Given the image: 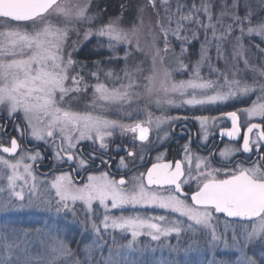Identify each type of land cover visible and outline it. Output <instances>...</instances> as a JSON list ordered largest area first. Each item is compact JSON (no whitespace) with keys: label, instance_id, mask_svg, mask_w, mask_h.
Instances as JSON below:
<instances>
[{"label":"snow or ice","instance_id":"snow-or-ice-1","mask_svg":"<svg viewBox=\"0 0 264 264\" xmlns=\"http://www.w3.org/2000/svg\"><path fill=\"white\" fill-rule=\"evenodd\" d=\"M106 10L0 0V216L43 214L0 223V264H264V0ZM88 45L103 57L91 65L75 59ZM68 224L92 239L73 249Z\"/></svg>","mask_w":264,"mask_h":264},{"label":"rangeland","instance_id":"rangeland-1","mask_svg":"<svg viewBox=\"0 0 264 264\" xmlns=\"http://www.w3.org/2000/svg\"><path fill=\"white\" fill-rule=\"evenodd\" d=\"M98 0H95V3L97 2ZM144 2V0H138L136 3H143ZM187 2L189 3V4H191V2H192V0H187ZM197 2H199V0H197ZM228 2L229 3H231L232 2V0H228ZM219 3H220V0H215V4H216V7H217V9L219 8ZM94 10H95V7H94ZM241 14H243V9L241 8ZM119 15V14H118ZM117 15V16H118ZM114 17H116V16H113L112 18H114ZM110 18V17H109ZM146 19H147V17H146ZM129 22L131 21V19L130 20H128ZM129 22L127 23V22H125V25L124 26H128V24H129ZM76 39V37L75 36H73L72 37V40H75ZM69 43H71V41H69ZM246 43H247V41H246ZM92 49V48H91ZM198 49H199V43L198 42H196V43H194L192 46H190V60L191 61H195V60H197L199 57H198ZM176 50L177 51H179V45H177V47H176ZM123 55V54H122ZM211 55L213 56V57H215V50L213 49L212 50V52H211ZM251 55V54H250ZM144 57H141V59H143ZM251 58L253 59V61L254 62H258V61H256V59H255V56L254 55H252L251 56ZM150 59V58H149ZM138 62V61H137ZM220 67H223L224 65H223V62L221 61L220 62V65H219ZM120 67H123V64L121 63V65H120ZM241 67H243V65H242V63H241ZM205 71H207V69L205 68ZM179 78H181L179 75H177V79H179ZM91 97V96H90ZM90 97H88L89 99H90ZM255 97H253V99H254ZM87 102V100L86 101H83V103H86ZM184 113V110L183 109H172V110H170V114L171 115H182ZM120 142V140H119V138H117V143H119ZM113 147H115V145H113ZM124 153H121V155H123ZM155 155H156V153L153 155V158L155 157ZM118 160H119V157L116 159V161L115 162H118ZM115 162L113 163V166H114V168L116 169V167H115ZM42 172H47V170L45 169V170H41ZM38 174V173H37ZM39 176H40V178L41 179H43L44 178V175H40V173L38 174ZM84 175H86V174H81V176H84ZM77 179L79 180L80 179V177H77ZM157 213H159V214H164L163 213V210H159V209H157V210H155ZM116 214H119V212L118 211H116ZM125 214H127V210H125ZM37 215H43V214H35V213H32V214H30V213H27V212H24V213H15V214H9V216L8 217H3V216H0V223H2L5 219H12V220H14V221H18V222H20L24 227H28V228H32V227H36V226H38L36 223H35V218H36V216ZM67 227H68V231H67V233H66V236H67V239H68V241L71 243L72 242V245H71V247L73 248V249H75L76 247H77V242L78 241H80L81 239H84L85 240V242H88V241H90L91 239H92V237H91V235L90 234H85V236L84 237H82L81 236V230H80V228L77 226V225H74V224H68L67 225ZM73 233V234H72ZM116 235V238H117V240L119 241V242H121V243H125L126 242V239L127 238H130V237H125V236H122L121 234H119V233H116L115 234ZM139 242L141 243V244H149V243H152L153 245H155V243L156 242H151L150 241V239L148 238V237H140L139 238ZM167 243H171V244H176L177 243V240H176V237L173 235L172 237H170L169 238V240L167 241ZM185 243H187V241H185ZM156 257H159L160 255H161V252L159 251V250H157V252L154 254ZM163 255H165V256H167L168 255V252L165 250L164 251V253H163ZM221 255H223L222 253H217V258H220V256ZM204 256H205V258H209L210 257V253H208V252H205L204 253ZM193 257L195 258V254H193ZM151 258V256H146L145 257V259H150ZM179 258L180 259H183V255L181 254L180 256H179Z\"/></svg>","mask_w":264,"mask_h":264},{"label":"flooded vegetation","instance_id":"flooded-vegetation-1","mask_svg":"<svg viewBox=\"0 0 264 264\" xmlns=\"http://www.w3.org/2000/svg\"><path fill=\"white\" fill-rule=\"evenodd\" d=\"M250 103V101H249ZM225 111L227 110H232L231 108H225L223 109ZM215 114V113H214ZM183 123V122H181ZM224 124L225 126H229L230 127V122L228 121H224ZM198 131V125L194 124L193 122L189 121L187 122V128H186V132H190L192 133V140H193V148L196 149L199 147V141H198V138L195 136V133ZM175 132L176 134L178 135L179 132H180V127H177L175 129ZM185 139H176V138H173V140L169 141L166 145H165V148L164 149H161V151H164L165 149L167 150V153H168V156L167 158L168 159H172L175 155H176V152H177V149L179 148L180 145H182L184 142H185ZM221 139H223L225 142H227V137H224V138H221L219 137L218 135V130H217V135L211 139L210 143H209V147H212V145H216L218 148H223L224 147V143H221ZM201 152H206L207 149H200ZM156 152L153 151L152 153H150L149 155L151 157H153V155L155 154ZM118 157H116L117 159ZM47 170V172H42L41 170ZM64 170H67V167L65 166ZM110 171L113 172V174L116 173V169L114 168V166L112 165V168L110 169ZM49 172V162L48 161H45L44 164L40 167L37 168V173L40 175H44L45 173H48ZM84 174V173H82ZM117 178H119L117 176Z\"/></svg>","mask_w":264,"mask_h":264},{"label":"trees","instance_id":"trees-1","mask_svg":"<svg viewBox=\"0 0 264 264\" xmlns=\"http://www.w3.org/2000/svg\"><path fill=\"white\" fill-rule=\"evenodd\" d=\"M138 0H133L134 3H136ZM129 0H98L96 4L98 5L99 9H107L106 12H104V19H108L109 17L117 16L120 14V5L122 3H128ZM96 10V8H95ZM131 19V13H129L125 17V22H129L128 20ZM92 48V49H91ZM93 48L94 45H88L87 47L83 48L80 52L75 54V59L86 62L89 65H91L93 60L96 59H102L103 57L97 56L93 54ZM190 52V50H189ZM123 53H121L122 55ZM92 82V81H90ZM91 96V91H89L88 97ZM86 101V100H85ZM83 103V102H82ZM73 234V233H72ZM72 245V242L70 243Z\"/></svg>","mask_w":264,"mask_h":264}]
</instances>
